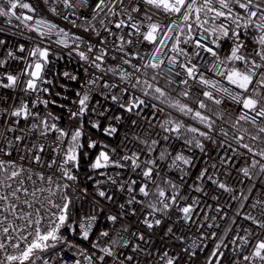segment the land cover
<instances>
[{
	"label": "snow or ice",
	"instance_id": "1",
	"mask_svg": "<svg viewBox=\"0 0 264 264\" xmlns=\"http://www.w3.org/2000/svg\"><path fill=\"white\" fill-rule=\"evenodd\" d=\"M47 2V0H45ZM55 2L62 3L65 9H75L77 6H84L88 4V0H55ZM115 2L123 5L124 0H115ZM114 0H95L93 4V11L96 15L104 12L107 9V14L111 16H118L119 14L114 11L115 7ZM143 4L151 6L152 8L161 11L165 14L166 18L172 16L178 17L181 22L186 24L189 35L181 41L180 35H183L184 29L179 28L175 20H170V23L165 25L160 22H150L146 25V31L141 30L143 21L132 22L133 16L131 13H127V8L122 9L127 13V20L119 19L117 23L114 24L116 29H121L123 27H131L135 29V33L139 34L140 42H147L149 44L155 45V51L150 55V57L143 64H132L131 59H125L124 56L133 57L137 60L140 59L141 53L138 51L124 53L121 57L123 64L130 65L132 71L127 69H113L108 68L106 71H111L116 73L118 71L120 79L125 83L126 87L120 91L129 98L124 102L122 96L118 95H105L103 92L100 95H104L105 99H111L114 103L119 105V108L123 112L133 113L135 110L140 109L145 105V100L140 96L135 95V91L138 90L143 94V96H152L156 100H161L162 103H168V93L160 86H158V77L163 76L165 72L170 77L173 74L174 67H162L165 65L163 59H158V54L161 52L162 48H168L169 45L167 41H174L170 47V51L178 53L180 55L187 56V52L184 48L179 45L181 43L188 44L189 41L192 42L194 48L200 49L203 52L210 54V56L216 58L211 64L205 66V72H212L213 75L223 77L228 85L234 86L230 88L224 86L220 81L215 79L206 78L204 72L200 71L197 64H193L191 57H188L187 63L179 62L176 56L170 57L168 63L173 66H179L183 69L184 78L180 80L181 84L187 85L189 79L193 80L199 85L205 86L210 90L202 92V96L205 99H197V107L193 108L186 103H182L180 100H176L169 103L168 106L176 109L178 112L185 116H191L192 119L196 120L200 125L203 126L204 130L200 127L187 126L182 120H172L165 119L160 127L165 133H169L175 137L176 140L182 141L183 150L177 149L176 154L173 156L169 149L157 152L156 146L160 144L158 140H147L140 141L145 145V158H141V154L132 151L128 154L125 148H121L120 154L117 152L116 148H111L108 144H100L96 140L88 138L87 149L93 150L98 147L102 150L93 157L88 167L91 171L96 172L99 176L104 177L103 180L95 181L97 190L95 193L96 197L102 198L108 202L115 200V196L112 192L101 188V184L111 183L115 188L121 193H128V198L126 199L127 205L138 204L141 206L140 211L143 213V219L140 221L142 226L147 229V232L135 231L131 233V236L135 238L136 241L143 242L144 244L151 243V235L155 228H158L165 217L171 219L168 213L175 209L182 214L180 217L186 223L193 222L192 213L195 211L196 206H198V199L193 200L192 204L180 205L179 201L186 200L187 196L180 195V185L175 181L168 179L166 176H161V163L165 164V168L168 171H175L179 173L178 179L181 184L186 183V178L192 168L195 167L196 161L194 159L195 152L193 149H198L201 153L205 152V144L200 139L212 141V133L217 131L214 128L216 123L214 116L219 119H224L222 115H219L216 110L209 107L207 101L212 102L214 105H220L222 100L217 98L216 93H222L227 96L234 104L241 107L242 111L238 114V118L232 125L236 128L241 121H251L255 124L257 117L264 118V0H141ZM131 5V12L140 13L146 20L152 21V15H149L147 11L141 9L140 3L137 0H129ZM25 9L28 13H35L36 9L24 0H0V17H6L8 21L13 18L16 21H20L28 31H34L38 33L39 37H48L49 39L54 34L59 39L55 40L58 45H63L64 47H69V32L63 28H60L57 24L51 23L43 18H35L34 15H28L24 13H17V9ZM234 9L243 10L246 13V18L241 14L240 11H234ZM53 13L57 12L55 7L51 8ZM209 14H211L209 16ZM203 16V18H202ZM70 17L74 19L70 20ZM217 18H222L221 23L217 26H213L210 29L205 28V25L209 23V20L215 24ZM63 19L69 21L74 27L78 26L75 23L76 19L75 13L71 12L63 16ZM231 21V25L235 26V29L247 30L252 27L254 43L257 45L256 48L251 50V55L254 57H259V61L256 59H249L248 56L242 53V49L245 48V44L241 41V32L232 30L231 36L229 35V30L231 25H226L225 21ZM243 20V24H241ZM34 21V24L29 25L28 22ZM103 20L101 24L103 25ZM193 24L198 29H202L204 32H210L212 35L211 44L214 47L209 46L208 43H203V41L209 40V36L205 35L197 39L196 35H192ZM20 25H16L19 27ZM179 28L180 35H170ZM105 31L111 34V29L105 27ZM96 35H99L97 32ZM133 33L129 32V36ZM228 39L232 41V46L224 58L220 60L216 49L220 47V40ZM120 48L119 51L124 52V44H133L132 39H127L123 36L119 37ZM78 41H81V37L74 36L72 38V43L76 44V48L73 51L79 56L83 61L89 62L94 68L105 71L101 67L104 61V57L107 55V50L104 48L96 49L100 52L99 55H95L90 59L88 53L94 51V46L88 44L87 51H79ZM106 41H101L104 43ZM4 40H0V45L4 44ZM19 51L24 52L25 48L23 45L19 46ZM196 56H200V51L194 53ZM8 57L16 58L15 53L8 51ZM147 55V54H145ZM29 56L35 58L34 62L29 63L27 67L23 70L21 75L27 77L26 81L23 82V91L25 93H49V87H41V85L48 84L51 85L52 81L43 77L42 73L45 65L48 62L49 49L41 48L39 46L34 47L30 52ZM114 58V57H113ZM225 61L228 63L238 62L241 67L233 66L227 70L222 69ZM99 62V63H98ZM7 63L6 60L0 59V67ZM147 69H152L153 72L149 74ZM159 70V71H157ZM135 73H141L140 76L135 75ZM64 77L75 80L76 77L70 75L68 72L63 73ZM175 75H180V73H175ZM96 79L89 81L90 84L95 85ZM7 81V83L4 82ZM19 76L13 74H6L4 77L0 78V87L3 88H14L18 86ZM174 83V81H170ZM105 89H112L118 87V85H111L105 82L102 85ZM238 89L239 91H236ZM59 95V93H57ZM80 97L78 102L79 111L71 112L70 116L73 119H78L80 126L69 131H65L63 128L58 127L56 123L49 124L46 117H42L40 112L33 111L32 109L38 105H43L47 109L50 103L56 104L55 100L41 99L39 95L32 101V108L29 107L28 103L21 101L18 107H14L11 110V117L17 118L14 123L19 124L20 120L25 121L30 118L34 121L31 124L32 131H38L41 136H47L51 132L57 133L56 140L58 143L52 148L55 156H62L58 170L62 174L56 180L53 179L52 175L45 176L43 172L36 173L37 180L43 182V187L36 186V180L32 179V169L25 168L23 164H19L16 160L4 159L2 157H11V149L15 147L13 141H7V144L0 147V233L3 235V239H0V251L5 253V260L7 264H36V261H41L42 264H48V261L44 259L43 256L37 255V253H46L50 249L57 246V243H65L66 237L61 234V229L67 227L70 231L76 232L79 230V234L83 240H89L93 231V226L98 220V216L92 213H86L81 217L79 223L72 222L69 223V207L71 205V200L67 195H60L57 198L61 201L57 203L55 200L51 199V196H56L57 192H66L70 187L69 184H61L58 181L60 179H65L67 181H76L78 179L77 175L73 173V169L79 171L82 160L87 158L88 152L85 150L84 137L85 133L83 129V118L89 112V102L90 94L85 91L83 94L77 93ZM180 95L187 98L190 96V92L187 90H182ZM163 98V99H162ZM97 106L103 108L97 102ZM155 108V105H152ZM201 109L206 110L211 113V115L205 114V112L200 111ZM6 111V110H5ZM110 110L103 108L102 111H97V107L91 109L92 115L96 116L94 121H90V125L93 129L101 132L105 136L112 137L118 132V128L111 123L106 126L101 123L102 120L107 121H120L122 119L121 115L109 116L108 112ZM250 113H255V115L250 116ZM48 113V116H51ZM53 120H59V117H52ZM135 121L132 124L135 125ZM8 132H15L16 129L9 127ZM219 133L227 137L228 132L224 129H218ZM258 133L264 134V127L258 129ZM191 134V135H189ZM3 136V133H0ZM244 136L238 133H234L232 139L236 142L237 148L232 149L238 155L239 148L247 150V153L252 155V160L246 167L238 169L242 173L243 177H248L252 179L250 174V169L257 170L259 173H264V148H260L257 151L254 147L250 146L248 143H241L244 140ZM6 139V137H5ZM126 139V137H125ZM136 139H139L137 137ZM170 139L169 135L163 137L164 141ZM253 140L260 139V136H253ZM23 136H16L15 141L23 143ZM67 140V144H65ZM222 144H227V147L232 148V144L228 141H222ZM63 146L64 150L61 153L60 147ZM35 149L39 153L45 151V146L43 144L33 145L32 148H25L23 151L31 153ZM185 151L191 152V155H185ZM156 152V157L152 158V153ZM256 157H259L257 159ZM24 156H20V160H24ZM169 158H171L169 162ZM30 159L36 164H40L42 158L40 155H31ZM56 164V160H51L47 167H52ZM215 168L216 165L211 166ZM114 169L118 170L115 172V176L110 174L107 170ZM124 172H128L129 176L125 179L123 176ZM138 176L141 179L137 180L132 178V176ZM91 178V177H89ZM30 181L32 188L29 189L25 185V181ZM196 181L201 183L211 182L216 185V187L227 193H234L236 190L230 187L224 182L217 181L212 175H209V169L203 168L196 176ZM195 183V182H194ZM55 187L56 191L53 190ZM167 189V190H166ZM190 189L196 192L203 193L207 195L204 188L200 186L199 183H195L193 187L190 185ZM87 190L85 189V193ZM37 193L43 195V200L38 199ZM47 193L48 195H44ZM244 200L247 197L243 193L240 194ZM28 197H31L30 201ZM138 197H140L138 199ZM213 199L218 200V196H213ZM236 199L235 196L232 197ZM39 204V207L36 205ZM257 205L264 206V202L257 200L256 203L250 205L251 208L255 209ZM121 210L120 215H109L105 213L106 219L111 222V226H115L118 221L128 213L124 211L125 203H120L118 205ZM44 208L45 214L41 215L40 209ZM25 209H28L27 211ZM55 209V211H53ZM97 212H104L103 208H97ZM131 214L136 215V209L131 208ZM217 212L223 213L224 210L221 208L216 209ZM9 215L13 218L9 220ZM261 216H264V210L260 212ZM223 218V217H222ZM244 220L250 221L252 225L264 229V220H258L256 216L247 214L243 217ZM16 221H22L24 227L20 228ZM178 222V221H175ZM235 223V221H233ZM124 232L128 231V226L125 224L120 225ZM203 227V225H198V228ZM212 227V225H208ZM218 227V225H217ZM173 233V228L171 226L167 227L165 235ZM244 236L235 235L232 243L235 244L236 240H241L245 245L249 244L248 236L252 233L245 230ZM113 236L115 238H113ZM31 237V239H29ZM215 233L211 234L209 238H214ZM103 238H109L105 242L104 246H101L100 241ZM177 239L183 241V237H178ZM201 243L204 237L201 236ZM24 247H21V244ZM196 248L201 247V244H197L193 241ZM227 247L223 244V241L216 244L215 250L212 251L211 257L208 260V264H213V258H215L216 264H220L224 253L221 251V246ZM18 250L17 254H8V247ZM76 247L75 245H71ZM93 252L89 253L86 249H80L79 256L84 258L87 264H139L136 260L135 253H141L148 257H151L153 250H146L141 247L140 243H134L132 239H124L120 235V232L110 234L109 231H100L96 237L95 242L92 244ZM130 248L133 255H128L123 252V249ZM98 251L100 255L96 256L95 252ZM184 252L189 253L190 256L194 257L196 255L195 251L190 250V248L185 247ZM177 256H170L168 251H164L159 256V260L163 261V264H176ZM245 261L258 260L261 264H264V239H260L256 242L255 247L250 256H244ZM0 264H4V261H0ZM74 264H82L79 258L74 260Z\"/></svg>",
	"mask_w": 264,
	"mask_h": 264
},
{
	"label": "built area",
	"instance_id": "2",
	"mask_svg": "<svg viewBox=\"0 0 264 264\" xmlns=\"http://www.w3.org/2000/svg\"><path fill=\"white\" fill-rule=\"evenodd\" d=\"M24 2L30 3L36 9L35 13H28L27 10L19 8L16 10L17 13L34 15L35 18H43L51 23L57 24L60 28L65 29L69 32V47H64L62 44H56L55 40L60 37H57L54 34L50 39L48 37L41 38L38 33L28 31V29L25 28L20 21H16L14 18L11 21H8L6 17H0V40L5 41L4 44L0 45V59L7 61L5 65L0 67V78L4 77L6 74L19 76L18 86L14 88L0 87V133H3V136H0V147L6 145L9 140L13 141L15 144V147L11 149L12 156L2 158L16 160L19 164H23L25 168L32 169V179L36 180L37 187L46 186L43 182L37 180L36 173L38 172H43L45 176L52 175L54 180L61 177L62 174L58 170V166L62 156H55L52 151V148L58 143L56 140L58 134L51 132L46 137L41 136L38 131L30 130L31 124L34 122L31 118L27 121L21 119L20 123L17 125L14 123L17 118L11 117L10 113L14 107H18L20 105L21 101L28 103L29 107L32 108V101L37 95H39L41 99H48L50 101L55 100L57 103H50L47 109H45L43 105H38L32 110L40 112L42 117H46L48 119L49 124L56 123L58 127L71 132V130L80 126L79 120L73 119L70 116L71 112L79 111V106L76 102H78L80 97L77 93L83 94L85 91H88L90 94L89 112L83 118L82 129L85 133V150L88 152V156L82 160L79 171L73 169V173L77 175L78 179L76 181L60 179L58 181L59 183L69 184L70 187L66 192H57L56 196H51L50 198L55 200L57 203H60L61 201L57 197L60 195H67L71 202H73L74 207L72 211V221L70 223L73 221L79 223L81 217L86 213H92L98 216V220L93 226V231L89 240H83L78 229L76 232L69 230L65 235V243H57L55 248L50 249L46 253H37V255L43 256L44 259L48 261V264H74V260L77 258L81 260L82 264H87V262L84 261V258L79 256L80 249H86L89 253H92V244L95 242L98 233L100 231L107 230L110 234L119 231L120 235L123 236L124 239H132L134 243H140L142 248H145L146 250H153L151 257L141 253H135L134 255L136 260L139 261V264H163V261L159 260V256L164 251H168L170 256L178 255L176 264H208L212 251L215 250L216 244L221 241H223V244L227 245V247H224L223 245L221 246V251L224 253V256L221 259L220 264H261L258 260L245 261L243 257L246 255L250 256L256 242L260 239H264V229L252 225L250 221L244 220L243 217L247 214H251L256 216L258 220H264V216L260 215V212L264 210V206L257 205L255 209L250 207V205L256 203L257 200L264 202V173H259L257 170L250 169L252 179L243 177L242 173L239 172L238 169L248 166L252 160V155L247 153V150L243 148H239V155L234 152L232 149L237 148L238 146L232 139V136L234 133L243 135L245 138L241 143H248L250 146L259 151L260 148L258 147V140H253L252 137L257 135L264 136V134L258 133V129L260 127H264V118L257 117L255 124H252L250 120L241 121L236 128H233L232 125L235 123V120L238 118V114L242 111V109L222 93H216L217 98L222 100L220 105H214L212 102L206 100L209 107L216 110V112L219 115H222L224 119H219L216 116L213 117L216 121L214 128L217 129V131L212 133L215 143L200 138L205 144V152L201 153L198 149H193L195 152L194 159L196 161V165L189 172V175L186 178L187 182L181 184L178 179L179 173L166 170L164 163H161L160 165L161 176H166L168 179L175 181L178 185H180V195L187 196L186 200L179 201L181 206L184 204H192L193 200L198 199L199 204L192 213L193 222L186 223L180 218L182 214L174 207L173 210L168 213V216H170L171 219L165 217L163 223L158 228L152 230V242L144 244L143 242L136 241L135 238L131 236L132 232H147V229L140 223L143 219V213L140 211L141 206L138 204H126L128 193H121L115 188V186L108 183L106 185L101 184L100 187L112 192L115 196V200L108 202L95 196L97 190L95 181L103 180L104 177H101L96 172L91 171L88 165L98 151L102 149L99 147L93 150L87 149L86 145L88 138L96 140L100 144H108L111 148H116L117 152L121 155L124 154L121 152L122 147L125 148V151H127L128 154H131L132 151L138 152L141 154V158L144 159L145 145L140 143V141L144 140L149 142L153 139L160 141V144L156 146L157 152L169 149L174 156L178 148L183 150L182 141L176 140L173 135L165 133L160 127L165 119L182 120L187 126L200 127L204 130L203 126L196 120L192 119L191 116L183 115L176 109L169 107L168 104L176 100H180L182 103H186L189 106L196 108L197 99H205L202 96V92L210 89L197 84L191 79H189L187 85L181 84L180 80L184 78L183 69H181L178 65H170L168 63L170 57L176 56L179 62L184 63H187L188 57H191L192 63L199 66L200 71L204 72L206 78L215 79L220 81L224 86L234 88V86L228 85L227 81L223 77L215 76L210 71L205 72V66L211 64L214 60H216V58L200 49L194 48L191 41H189L188 44L181 43L179 45L187 52V56L180 55L170 51V47L174 41H167L166 43L169 47L161 49V52L158 54V59H163L165 61V65L162 67H174V71L170 77L166 72L163 76L158 77V86L162 87L168 93V103H162L161 100H156L152 96H143L141 92L136 90L135 95L144 99L145 105L140 109L135 110L133 113H127L123 112L119 108V105L111 101L110 98L105 99L104 95H100V93L103 92L108 96H122L123 100L120 102L127 100L129 97L120 91L126 87V85L121 81L118 71L113 73L106 70L108 68H124L128 71H132L130 65L123 64L121 57L124 56V53L133 51L140 52L141 57L139 60L128 56H124V58L131 59L132 64H143L155 51V45L147 42L137 43L139 40V34L135 33V29H132L131 27L116 29L114 24L117 23L119 19L127 20V13H131L134 19L128 23H139L143 21L141 26L142 31H146V25L150 22H160L167 25L170 23V20H175L176 24L179 25V28L184 29V33L183 35H180L179 28H177L174 33H170V35H180L181 41L189 35L186 24L181 22L176 16L166 18L164 13L152 8L151 6L143 4L141 0H137V2L140 3L143 11H147L149 15H152V21L146 20L140 13L131 12L129 0H124L123 5L115 2L114 0L115 7L113 10L119 14L118 16H111L110 14H107V9L99 15H96L92 7L95 0H88L87 5L77 6L75 9H65L62 3L55 2V0H47V2H45V0H24ZM52 7L57 9L56 13L51 11ZM124 8H127V13L122 10ZM234 11H240L246 18V13H244L243 10L234 9ZM71 12L75 13V17H79V19L75 20L76 25H78L76 27H74L70 22V20L74 19V17H70L69 21L63 19L64 15ZM210 15L211 14H209V16ZM102 20L104 22L103 25L101 24ZM221 20L222 18H217L215 24L209 20V23L205 25V28L210 29L213 26H217L221 23ZM243 22L244 21L241 20V24H243ZM28 23L29 25H32L34 24V21H30ZM225 24L231 25V21H225ZM16 25L20 26L16 27ZM105 27L111 29V34L105 31ZM233 29H235V26L231 25L229 30L230 36ZM235 30L241 32V41L245 44V48L241 50L242 53L248 56L249 59H256L257 62H260L259 57L251 55V50L257 47L254 43L252 27H249L247 30ZM97 32L99 35H96ZM129 32H132L133 35L129 36ZM197 33H199L196 37L197 39L205 35L209 36V40H202V42L208 43L209 46L215 48V45L211 44V39L213 38L211 33H206L202 29H198L195 24H193L192 35H196ZM74 36L81 37V41L77 42L79 44V51H87L86 46L88 44L94 46V51L88 53L90 59L95 55L100 54V52L96 49L104 48L107 50V55L104 57V61L101 64V67L105 69V71L98 70L91 66L89 62L83 61L79 58L76 52L73 51V49L76 48V44L72 43V38ZM120 36H123L125 40H133V44L131 45H128L127 43L124 44V52L119 51ZM101 41L106 42L101 43ZM21 45L25 48L24 52L19 51V46ZM36 46L49 49L48 62L44 67L42 75L48 80H51L52 84L41 85V87H49V93H25L23 91V82L26 81L27 77L21 75V73L29 63L34 62L35 58L30 57L29 52ZM231 46V40H220V47L216 49L220 60H224ZM8 51L15 53L16 58L8 57ZM197 51H200V56H196L194 54ZM233 66L241 67L238 62L228 63L225 61L224 65H222V69L227 70ZM64 72L70 73V75L75 76L76 79L72 80L64 77ZM147 72L151 74L153 70L147 69ZM175 73H180V75H175ZM135 75L140 76L141 73H135ZM96 78L99 79L96 80L95 85L89 83L90 80ZM170 81H174V83ZM4 82L7 83L6 80H4ZM105 82L111 85H118V87L105 89L102 87ZM182 90L189 91L190 96L187 98L181 96L180 92ZM236 91L239 90L236 89ZM57 93H59V95H57ZM97 102H99L100 105H103V108L110 110L108 112L109 116H122L120 121H101V123L105 126L108 123H111L118 128V132L112 137L103 135L101 132L93 129L90 125V121H94L96 119V116L92 115L91 109L93 107H97V111L103 110V108L97 106ZM152 105H155L156 107L153 108ZM200 111L211 115V113L204 109H201ZM48 113H51L52 115L48 116ZM249 115L253 116L255 113H250ZM52 117H59V120H53ZM132 121L136 122L135 125L132 124ZM9 127L15 128L16 131L8 132L7 128ZM221 128L228 132L227 137L219 133L218 129ZM165 135L170 136L168 141L163 140ZM16 136H23V143L15 141ZM137 137H139V139H136ZM222 141H228L231 143L232 148L227 147V144H222ZM41 144L45 146V151L43 153H39L35 149H33L31 153L23 151L25 146H27V148H32L33 145H36L38 148ZM65 144H67V140H65ZM63 150L64 148L61 146V153ZM37 154L42 158L40 164H36L30 159L31 155ZM191 154V152L185 151V155ZM21 155L25 157L24 160H20ZM155 157L156 152L152 153V158ZM256 158L259 159V157ZM53 159L56 160V164L52 167H47V164ZM170 160L171 158H169V162ZM213 164L216 165L215 168L211 167ZM203 168H208L209 175H212L217 181L228 184L236 191L234 193H227L218 189L216 185L211 182L201 183L196 181V176ZM107 171L115 176V172L118 170L108 169ZM123 176L126 179L129 176V173L124 172ZM132 178L137 180L141 179L135 175H133ZM194 182L199 183L200 186L204 188L207 195L191 190L190 185L194 187ZM25 185L31 190L32 185L30 181L26 180ZM52 187L53 190L56 191L55 187ZM85 189L87 190L86 193ZM241 193L247 197V200H244L241 197ZM44 195L48 194L45 193ZM213 196H218L219 199H213ZM233 196H235L236 199H233ZM37 197L38 199L43 200V195L40 193H37ZM139 198L140 197H138V199ZM28 199L30 201L32 200L31 197H28ZM120 203H125L124 211L128 214L124 215L115 226H111V222L106 219L105 213L109 215H120L121 210L118 207ZM36 206L39 207V204ZM97 208H103L104 212H97ZM131 208L136 209L135 216L131 214ZM217 208L223 209L224 212H217ZM25 210L27 211L28 209ZM45 211L46 210L44 208H41V215H44ZM53 211H55V209H53ZM12 219L13 218L9 215V220ZM233 221H235V223H233ZM16 224L20 228L24 227V223L22 221H16ZM121 224L128 226L127 232H124L121 229ZM198 225H203V227L198 228ZM208 225H212V227H208ZM169 226L173 228V233H169L166 236L165 232ZM246 229L252 233L248 236L250 243L245 245L243 241L237 239L236 243L233 244L232 241L235 239L234 234L244 236L246 234ZM213 233H215V237L209 238ZM201 236L204 237L202 243L200 239ZM178 237H183V241L177 239ZM113 238L115 237L113 236ZM0 239H3L2 233H0ZM29 239H31V237H29ZM108 239L109 238H103L100 241L101 246H104ZM193 241L197 244H201V247L196 248ZM71 245H75L76 247H72ZM21 247H24L23 243L21 244ZM185 247L195 251L196 255L192 257L189 253L184 252L183 249ZM7 252L8 254H17L18 250L12 249L9 246ZM123 252L128 255H133L130 248L123 249ZM95 255L98 256L100 253L96 251ZM0 261H4V264H7V261L5 260V253L3 251H0ZM37 262L42 264L41 261ZM213 264H216L215 258H213Z\"/></svg>",
	"mask_w": 264,
	"mask_h": 264
},
{
	"label": "trees",
	"instance_id": "3",
	"mask_svg": "<svg viewBox=\"0 0 264 264\" xmlns=\"http://www.w3.org/2000/svg\"><path fill=\"white\" fill-rule=\"evenodd\" d=\"M258 147L259 148H264V136H260V139H258ZM74 204L73 202L71 203L69 207V223L72 221V211H73ZM69 229L67 227H64L61 229V234L65 236L68 233ZM31 264V262H29ZM36 264H40L39 262L36 261Z\"/></svg>",
	"mask_w": 264,
	"mask_h": 264
}]
</instances>
